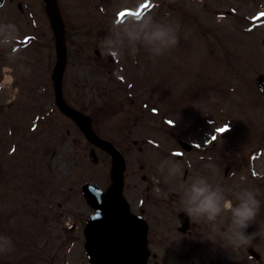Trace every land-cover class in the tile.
I'll use <instances>...</instances> for the list:
<instances>
[{
	"label": "rangeland",
	"instance_id": "1",
	"mask_svg": "<svg viewBox=\"0 0 264 264\" xmlns=\"http://www.w3.org/2000/svg\"><path fill=\"white\" fill-rule=\"evenodd\" d=\"M61 1L64 10L66 9L64 19L68 27L71 26L68 31L71 40L66 44L67 61L63 78L65 95L70 104L83 110L90 118L95 132L103 139L109 140L122 153L126 166L125 174L141 175V172L137 173L138 167L146 163L147 158L149 166L161 167L166 157V146L160 129L176 131L182 122L192 124L189 119L194 120L190 117H195L198 118L193 129L195 142L199 144L201 140H205L209 143V139L217 135L215 130L226 122L219 121L218 118L226 119V114L238 110L236 115L243 120L245 126L249 125V130L245 131L244 124L243 128L235 129L236 124L232 121V131L224 137L225 141H212L211 145L216 151L214 169L219 170L218 167L221 166L222 170L226 168V159L232 166L231 172L234 168H242L245 180L242 184L234 183L233 192L242 188H259L261 209L252 223L258 234L251 245L262 256L259 264H264V102L256 91L253 74L254 70L258 74H264V49L261 46L264 26L253 30L247 27L248 19L262 13L264 0H148V8L153 3L158 6L149 9L148 15L151 14L157 20L171 23L173 26L178 25V46L155 59L143 48L135 57L110 55L114 59L113 62H109V55L105 54L102 47V40L109 34L113 23H118L117 15L121 14L117 10L133 7L137 0H128V5L131 6L125 5L124 0ZM38 4L39 2L34 0L32 7L37 9ZM138 4L145 5L141 2ZM131 10L132 13L136 11L134 8ZM5 13L9 16L6 24L23 26L21 22L11 19L10 10ZM37 26L40 28L39 34L35 32ZM50 31L47 16L44 15H41L36 26L20 31L19 38L26 34L40 35L42 44L38 45L39 48L31 46L29 49L18 51L11 64L13 75L18 74L23 83V93L31 90L37 92L44 98V103L49 105L53 102L52 94L44 95L46 90L39 87L41 82H46V76L39 65H36L37 69L29 68L26 63L35 61L37 64L45 60L48 67L51 63L54 64L53 36ZM95 50L100 52L99 58H96ZM7 67L11 68L10 63ZM24 68L27 69L26 72H22ZM120 78L121 83L117 82ZM28 80L32 84L31 89H26L29 88ZM16 93V90H12L1 94L0 108L2 104L8 103V100L18 97ZM17 101L12 102L15 103L13 108L3 106L5 116H0V235L11 237L14 245L11 251L0 252V264H89L84 253L83 232L78 230L72 234L68 229L62 235L59 232L56 234L51 228L54 221L50 222L47 217L50 215V209H44L43 203H39V199H34L32 195L33 191L37 192L40 188V183L36 185V182H33L32 189L26 190L29 187L26 177L33 175V169L28 165L37 160L46 161L47 164L51 157L50 162L56 171V179H52V182L57 194H69L70 189L72 190L70 196L66 195L64 198H68V201L63 203L72 208L73 212L69 214L84 223L93 208L88 205L82 190L88 185L101 189L111 185V158L105 152L95 149L98 163L93 164L89 157L91 144L77 126L58 111L51 123L40 124L37 129L28 126V116L25 115L20 120L21 117L17 114ZM143 104L147 107L143 108ZM27 107L29 109L30 103ZM245 110H248L247 118L244 115ZM193 113L194 115H191ZM134 115L140 117L137 123L134 121ZM166 119L172 120V126H167ZM145 127L148 129V141L141 139L142 142L138 145L143 150L139 154L131 141L138 137L137 131ZM243 133L249 143L245 140L235 146L233 140H244ZM247 145H251L250 148L256 146V152L263 151L260 158L251 163L253 174L250 173L246 160L249 156ZM200 146L202 150L205 149V144L201 143ZM252 151L255 152V149ZM26 155H30L29 159ZM238 157L242 159L241 164L237 163ZM9 168H17L25 173L23 181L17 182L14 175L10 181ZM173 177L179 180L182 175L178 173ZM173 177H169V181ZM160 181L161 179L154 175L152 182L155 190ZM127 182L130 185L141 183L139 179L131 178ZM58 202H61L59 195ZM58 210L57 207V212L60 211ZM51 212L53 215V211ZM65 215L66 219L58 221L56 228L71 226L74 222L69 221L66 212ZM195 224L203 232L198 242H205L199 250V256L204 258L205 262L256 264L248 261L245 256L248 247L245 246L237 248L231 255L226 252L221 257L216 253L219 252L218 244L204 239L208 233V230L203 228L204 222L195 220ZM223 224L217 222L216 230ZM250 227L251 225L246 229L248 234ZM164 231L168 235L162 238L165 241L167 238L169 248L173 247L175 253L171 255L167 249L162 255H158V264H180L178 255L187 250L189 244L186 240L184 245L181 239L191 241V238L179 236L168 229ZM182 247L185 249L181 250ZM50 258L54 259L50 261ZM216 258L221 260L217 261Z\"/></svg>",
	"mask_w": 264,
	"mask_h": 264
},
{
	"label": "clouds",
	"instance_id": "2",
	"mask_svg": "<svg viewBox=\"0 0 264 264\" xmlns=\"http://www.w3.org/2000/svg\"><path fill=\"white\" fill-rule=\"evenodd\" d=\"M142 0H137V4ZM128 5V0H124ZM131 6V5H128ZM179 27L162 22L153 15L129 17L120 23H113L109 34L102 40L105 54L112 56L129 55L135 57L143 48L153 59L166 55L169 50L179 44ZM18 38L17 26L13 23L0 24V47H14ZM168 175H182L180 166L175 162L165 161ZM261 195L259 188H242L231 193V198L224 189L214 187L203 176L194 177L190 183L182 186L179 199V210L189 219L216 223L224 213H230V224L223 233L234 247L248 246L255 234H248L246 229L255 221L260 213ZM220 233L214 229L209 231L204 239L213 243L218 242ZM14 248L11 237L0 235V252L11 251Z\"/></svg>",
	"mask_w": 264,
	"mask_h": 264
},
{
	"label": "water",
	"instance_id": "3",
	"mask_svg": "<svg viewBox=\"0 0 264 264\" xmlns=\"http://www.w3.org/2000/svg\"><path fill=\"white\" fill-rule=\"evenodd\" d=\"M62 57L63 51L61 48L60 61ZM257 84L261 92L264 93V77H260ZM57 91L59 92L58 86ZM68 112L86 128L84 120L79 115L73 111ZM115 158L117 161L115 169L116 186L109 197L117 200L120 189L119 172L122 164L116 155ZM114 210L116 212H110V217H107L106 220L95 221V224H99V227L95 232L96 235L93 237V246L91 248L94 263L143 264V252L138 231L140 227L138 226L136 229L135 223L127 217V212L120 206L116 205ZM101 226L106 227V229L104 231L101 230ZM132 231L134 232L132 233Z\"/></svg>",
	"mask_w": 264,
	"mask_h": 264
},
{
	"label": "snow or ice",
	"instance_id": "4",
	"mask_svg": "<svg viewBox=\"0 0 264 264\" xmlns=\"http://www.w3.org/2000/svg\"><path fill=\"white\" fill-rule=\"evenodd\" d=\"M146 6H147V5H144V7H146ZM123 15H124V13H121V16H123ZM135 15H136L137 17H139V16L142 15V13H135ZM215 131H216V134H217V135H213V136L211 137V141H215V140L217 139V136H218L219 134L224 133L225 131H227V127L224 126V127H221V128H217ZM177 155H179V154H177Z\"/></svg>",
	"mask_w": 264,
	"mask_h": 264
},
{
	"label": "flooded vegetation",
	"instance_id": "5",
	"mask_svg": "<svg viewBox=\"0 0 264 264\" xmlns=\"http://www.w3.org/2000/svg\"><path fill=\"white\" fill-rule=\"evenodd\" d=\"M185 179V178H184Z\"/></svg>",
	"mask_w": 264,
	"mask_h": 264
}]
</instances>
